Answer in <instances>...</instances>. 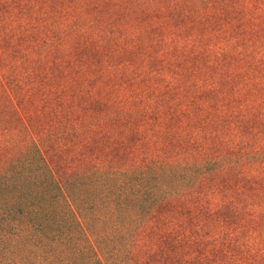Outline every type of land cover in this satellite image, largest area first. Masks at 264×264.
<instances>
[{"label":"rangeland","instance_id":"obj_1","mask_svg":"<svg viewBox=\"0 0 264 264\" xmlns=\"http://www.w3.org/2000/svg\"><path fill=\"white\" fill-rule=\"evenodd\" d=\"M13 203L107 264H264V0H0Z\"/></svg>","mask_w":264,"mask_h":264},{"label":"trees","instance_id":"obj_2","mask_svg":"<svg viewBox=\"0 0 264 264\" xmlns=\"http://www.w3.org/2000/svg\"><path fill=\"white\" fill-rule=\"evenodd\" d=\"M55 191L62 199L61 188L55 187ZM38 209L37 204L14 203L3 209L5 215L0 217V228L5 232L0 234V248L7 246L17 251L19 257L10 259L13 264H84V256L87 258L85 264H107L102 258L103 251L97 237L88 233L60 232L66 223L63 219L25 216L26 212L31 214ZM63 209L71 213L68 224L79 230L84 227L74 209L66 202Z\"/></svg>","mask_w":264,"mask_h":264}]
</instances>
